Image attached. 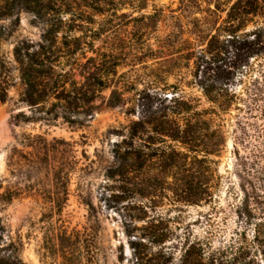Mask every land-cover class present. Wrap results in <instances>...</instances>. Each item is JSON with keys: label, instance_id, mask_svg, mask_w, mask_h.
<instances>
[{"label": "rangeland", "instance_id": "374dc122", "mask_svg": "<svg viewBox=\"0 0 264 264\" xmlns=\"http://www.w3.org/2000/svg\"><path fill=\"white\" fill-rule=\"evenodd\" d=\"M217 1L0 0V95L7 94L0 100L3 252L29 264H154L164 248L177 264L188 242L232 256L236 249L229 247L252 239L256 221L264 218V57L240 70L236 97L225 110L208 99L194 62L227 17L231 2L216 9ZM23 41L36 50L55 44L53 54L45 50L41 57L53 58L54 73L67 78L68 88L92 71L106 85L73 112L54 94L28 104L14 50ZM112 96L121 102L110 105ZM165 113L181 124L189 116L198 120L210 148L217 143L213 130L220 129L219 150L208 155L211 171L191 166L196 177L208 178L212 195L198 204L176 192L190 174L183 166L165 169L153 159L128 177L110 176L132 122ZM37 136L47 141L48 154L30 143ZM170 144L180 149L168 137L157 146ZM135 145L143 147V140ZM60 167L69 180L62 209L49 198L64 197L54 178Z\"/></svg>", "mask_w": 264, "mask_h": 264}, {"label": "trees", "instance_id": "16d2710c", "mask_svg": "<svg viewBox=\"0 0 264 264\" xmlns=\"http://www.w3.org/2000/svg\"><path fill=\"white\" fill-rule=\"evenodd\" d=\"M225 1L231 2L227 17L220 25H216L215 33L211 35L207 48L195 56L194 62L198 85L208 99L221 110L226 109L227 100L230 96L232 98L236 97V91L233 88L240 70L249 66L251 59L264 57V0H218L215 5L216 9H220L222 5H225ZM249 24L253 26L248 28ZM54 46V43H50L48 47L40 45V48L36 50L32 43L23 41L15 47L16 60L21 65L22 77L26 83L24 101L30 105H40L51 94H54L56 98L67 102L66 109L69 112L90 105L95 99L96 90L106 85L103 76L92 71L85 76L83 83L72 80L68 88L66 77H59L60 79L58 76L56 77L51 66L53 58L50 56L41 57V53L45 50L53 54ZM6 96L7 94L0 95V100L4 101ZM121 100L119 99L116 103L112 96L110 105H116ZM258 109L259 107L257 109L253 108L252 111ZM212 110L214 114L218 113L217 108ZM260 111V116L264 122V106ZM66 118L70 123L76 122L69 115ZM185 120V123L181 124L170 117L168 113H165L150 120L139 119L133 121L129 127L128 139L124 140L125 150H116L119 164L116 168L109 169L110 176L113 177L119 174L128 177L132 169H141L147 162L155 159L165 169H175L183 166L190 173L182 187L178 191L175 190L179 192L181 200L198 204L210 198L212 195L208 186V178H203L200 175L196 177L194 172L191 173V166L196 163L201 171H211L212 160L208 155L219 150L218 146H220L222 140L220 129L213 130L211 135L217 138V143H213L210 148L206 142H203L204 133H202L203 128L198 125L199 121H193L191 116ZM204 122L206 121L202 123ZM145 134L146 139H143L141 136ZM165 137L180 145V149L172 144L168 148L157 146L158 142L164 141ZM136 139L143 140V147L151 151H145L142 146H136ZM29 140L31 144L38 146V153L42 152L41 150H46L48 154V151H50V146L42 137H29ZM63 143L68 144L66 141H63ZM182 149L185 151H182ZM200 152H204V154L199 155ZM62 162H65V160ZM62 171L63 167L55 170L54 178L57 185L60 183L59 187L63 190L64 197H60L61 193H58L55 197H49L59 209H62L63 204L68 199V174L64 177ZM259 198L260 195L257 194L252 202L259 203ZM250 203L251 201L247 199L245 210H247L248 217L251 218L254 217L255 213L254 209H251ZM3 230L0 220V234ZM229 248L232 251L236 249L234 255L229 256L227 249L215 250L212 248L211 251H207L206 245L201 241L188 242L183 247L177 264L264 263V218L256 221L253 237L252 239H246L245 246H231ZM258 255L261 256V263L258 261ZM154 260V264H176L174 253L164 248H160L156 252ZM0 264L29 263L12 256L10 253L3 252V247L0 246Z\"/></svg>", "mask_w": 264, "mask_h": 264}]
</instances>
